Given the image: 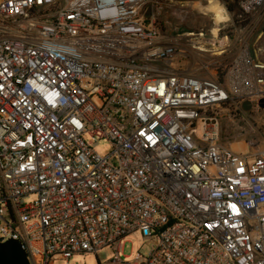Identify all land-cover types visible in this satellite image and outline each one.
Masks as SVG:
<instances>
[{
	"label": "built area",
	"instance_id": "obj_1",
	"mask_svg": "<svg viewBox=\"0 0 264 264\" xmlns=\"http://www.w3.org/2000/svg\"><path fill=\"white\" fill-rule=\"evenodd\" d=\"M215 1L216 35L161 30L167 7L184 20L197 0H0L1 242L29 264L104 246L106 264H264V147L220 141L227 106L264 111V0L239 2L249 30ZM230 36L222 82L169 64L183 44L222 54ZM135 232L154 242L123 261Z\"/></svg>",
	"mask_w": 264,
	"mask_h": 264
},
{
	"label": "rangeland",
	"instance_id": "obj_2",
	"mask_svg": "<svg viewBox=\"0 0 264 264\" xmlns=\"http://www.w3.org/2000/svg\"><path fill=\"white\" fill-rule=\"evenodd\" d=\"M201 5H206L207 0H197ZM198 8V3L194 7H189L187 17L181 20L173 13L174 7H167L163 16L158 20L159 26L164 33H169V26L181 24L178 31L181 29L193 30L194 27H204L211 29L216 27L214 15L211 12L201 14ZM229 17L232 15L227 11ZM249 21L244 22L247 30L251 28L250 24H254L253 17L249 16ZM165 23V26H163ZM249 24V25H248ZM264 20L258 22L256 26L264 30ZM239 26V25H238ZM249 26V27H248ZM232 26H228L226 32L232 34ZM196 31V30H194ZM264 32V31H263ZM209 34V31L207 32ZM255 39V32L253 30L250 40ZM229 46L222 54H218L219 47H206L207 51H198L192 46L181 45L179 53L172 59L169 64L187 68L195 71L200 76L217 75L219 73V65L228 64L233 58L238 44L234 41L233 36L229 37ZM184 43V42H182ZM264 43L263 38H259L256 44ZM168 61L156 62L154 65L163 66ZM220 141L225 145L231 147L236 151H247L257 147H264V111H251L242 116H234L230 111H222V118L220 120ZM111 150L110 142L106 138H102L95 146V151L100 155H105ZM152 239H143L138 232L127 234L121 243V257L123 261L130 262L136 254L146 255L150 246L153 244ZM113 256L112 248L104 246L96 251V253L75 254L68 259V264H106ZM99 262V263H98ZM52 264H66L63 259H54Z\"/></svg>",
	"mask_w": 264,
	"mask_h": 264
},
{
	"label": "water",
	"instance_id": "obj_3",
	"mask_svg": "<svg viewBox=\"0 0 264 264\" xmlns=\"http://www.w3.org/2000/svg\"><path fill=\"white\" fill-rule=\"evenodd\" d=\"M258 105L264 108V98L259 100ZM242 107L244 110H249L251 104L244 101ZM0 264H29L27 254L18 240L0 241Z\"/></svg>",
	"mask_w": 264,
	"mask_h": 264
},
{
	"label": "trees",
	"instance_id": "obj_4",
	"mask_svg": "<svg viewBox=\"0 0 264 264\" xmlns=\"http://www.w3.org/2000/svg\"><path fill=\"white\" fill-rule=\"evenodd\" d=\"M240 1H243V0H222V2L224 3L226 9L230 12V14L232 15V21H233V24L235 26H238V25H242L244 22H248L249 21V16L246 15V14H243L240 9H239V2ZM181 25V24H179ZM264 25V24H263ZM202 27V26H201ZM200 26L199 27H194V30H198L199 28H201ZM186 29H189L187 26H185ZM232 27H230L231 29ZM183 30V29H181ZM221 34H223V31H221ZM232 60V59H231ZM231 60L229 61L228 64H223V65H219L218 69H219V73H218V79L222 82L223 81V78H224V74L226 72V69L227 67L229 66ZM227 111H230L231 114H233L234 116H242L244 113H242L241 111H238V110H233V108L230 106H227Z\"/></svg>",
	"mask_w": 264,
	"mask_h": 264
},
{
	"label": "bare ground",
	"instance_id": "obj_5",
	"mask_svg": "<svg viewBox=\"0 0 264 264\" xmlns=\"http://www.w3.org/2000/svg\"><path fill=\"white\" fill-rule=\"evenodd\" d=\"M197 9H200L202 11L212 12V14L214 15L215 23L224 21L227 18V16L223 13L222 6L219 5L215 0H209V2L206 5L203 6L199 5ZM212 32L216 35L217 33L216 27L212 28Z\"/></svg>",
	"mask_w": 264,
	"mask_h": 264
},
{
	"label": "crops",
	"instance_id": "obj_6",
	"mask_svg": "<svg viewBox=\"0 0 264 264\" xmlns=\"http://www.w3.org/2000/svg\"><path fill=\"white\" fill-rule=\"evenodd\" d=\"M236 151V150H235ZM239 152V151H238ZM240 152H243V151H240Z\"/></svg>",
	"mask_w": 264,
	"mask_h": 264
},
{
	"label": "snow or ice",
	"instance_id": "obj_7",
	"mask_svg": "<svg viewBox=\"0 0 264 264\" xmlns=\"http://www.w3.org/2000/svg\"><path fill=\"white\" fill-rule=\"evenodd\" d=\"M149 139H151V138L149 137Z\"/></svg>",
	"mask_w": 264,
	"mask_h": 264
}]
</instances>
